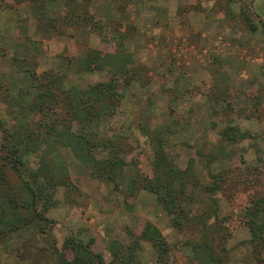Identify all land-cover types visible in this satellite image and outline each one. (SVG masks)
Returning a JSON list of instances; mask_svg holds the SVG:
<instances>
[{
	"label": "rangeland",
	"instance_id": "obj_1",
	"mask_svg": "<svg viewBox=\"0 0 264 264\" xmlns=\"http://www.w3.org/2000/svg\"><path fill=\"white\" fill-rule=\"evenodd\" d=\"M28 2L0 0L7 9L0 26L8 25L0 29V150L9 132L30 120L18 101L24 107L29 102L19 98L25 89L35 95L32 73H63L66 87L79 88L114 75L122 102L100 122L97 141L122 144L100 146L98 157H120L121 176L112 181L92 174L93 167L63 143L48 149L46 161L67 177L45 211L50 223L39 240L2 242L0 264H63L57 253L73 259L74 252L63 248L71 235L93 240V250L110 262L111 241L128 245L147 221L168 241L171 264H201V231L182 216V226L174 224L181 209L195 218L208 210L219 215L227 226L229 264H256L243 212L264 194V0H63V9L54 0L52 8L63 10L50 13L59 17L58 30L39 27L35 16L31 21ZM73 10L74 17H64ZM92 52L99 57L81 71L80 61ZM229 128L236 132L226 134ZM160 142L181 173L179 188L188 201L182 207L143 188L130 191L136 168L156 173ZM40 154L28 155L29 167H40ZM137 254L133 264H158L150 241L142 240Z\"/></svg>",
	"mask_w": 264,
	"mask_h": 264
},
{
	"label": "trees",
	"instance_id": "obj_2",
	"mask_svg": "<svg viewBox=\"0 0 264 264\" xmlns=\"http://www.w3.org/2000/svg\"><path fill=\"white\" fill-rule=\"evenodd\" d=\"M29 1L33 6L39 27L56 30L60 28L56 23L59 17L50 15L47 11L48 0ZM72 12L64 17L69 19L74 17V10ZM84 15L87 16L88 13L78 12L74 19L78 21L76 26L81 25L79 22L85 19ZM245 17L251 19L247 14ZM97 57H99L98 53H88L79 63L80 70H90ZM28 77L33 80L31 87H34L35 95L32 90L25 89L19 94V98L23 99L22 101L28 98L29 102H26L24 107L21 101H18V105L21 109L24 108L23 113L30 120H24L19 127L9 132V139L0 150V244L9 242L16 236L22 237L24 241H36L39 240V234L46 231L50 219L45 211L54 200L56 190L60 185L65 184L67 178L66 175L57 176L53 163L46 161L48 149L49 152H53L63 143L76 157L93 167L92 174L112 181L116 179L117 174L120 173L121 176L120 157L117 159L118 156L114 154L103 159L99 158L98 148L119 146L122 144V139L110 143L104 142L101 145L97 141L100 122L112 116L122 102L123 95L117 76L112 75L108 80L84 88L66 87L64 84L66 74L54 71L45 73L44 78H37L35 73ZM59 106L64 108L63 112L59 110ZM37 113L42 116L36 120L34 114ZM229 130H232L231 134L236 132L234 128H229L225 133L229 134ZM162 146L163 143L160 142L156 147V173L152 176L143 175L136 168V174L129 181L130 191L133 193L143 188L154 192L160 202L182 207L183 203L188 201L179 188L182 183L179 176L181 173L172 169V163L166 158ZM39 151L42 152L39 155L40 167L33 169L28 166V155ZM116 168L118 170L114 173ZM190 173L196 177L192 168ZM11 174L19 179V186L15 185ZM72 185L68 180V186ZM180 211L181 214L173 217L177 227L182 226L180 222L182 216L186 222H191L201 231L202 239L196 243L200 249L197 251L201 264H229L230 257L225 248L227 226L220 216L208 210L195 218L187 213L183 215L182 209ZM243 217L250 232L247 243L254 261L256 264H264V194L257 195L248 202ZM130 236L131 242L128 245L119 240L111 241L110 248L114 258L107 262L103 253L93 250V240L84 242L71 235L65 239L63 248L74 252L73 259L67 260L63 251H59L58 261H62L63 264H133L137 261V251L141 241L147 240L156 250L158 264H171L170 245L161 230L151 221L145 223L140 234L132 233Z\"/></svg>",
	"mask_w": 264,
	"mask_h": 264
},
{
	"label": "crops",
	"instance_id": "obj_3",
	"mask_svg": "<svg viewBox=\"0 0 264 264\" xmlns=\"http://www.w3.org/2000/svg\"><path fill=\"white\" fill-rule=\"evenodd\" d=\"M54 1V0H53ZM53 1L51 0V1H48V3H47V5H46V8H47V11L49 12V13H52V12H55V14L56 13H59V10L61 9L60 8V6L59 7H57V9H59V10H57V9H53L52 8V4H53ZM60 2H61V7H62V9L64 8V2H63V0H60ZM26 3V2H25ZM19 6H21V3H20V5ZM24 8H28V10L29 11H33V9H32V5H31V3H29L28 2V4L27 5H24ZM17 9V8H16ZM61 9V10H62ZM5 10H7L6 8H3L1 5H0V12H5ZM17 11H21V7H18V9H17ZM63 11V10H62ZM31 15H32V17H31ZM34 16L35 15H33V14H30V20L31 21H34ZM35 19H36V23H37V18H36V16H35ZM21 20V19H20ZM31 23V22H30ZM8 25H6V24H4V25H2V26H0V29H2L3 27H4V29L7 27ZM3 30V29H2ZM1 32H4V31H1ZM18 32V31H17ZM16 32V33H17ZM18 34V33H17Z\"/></svg>",
	"mask_w": 264,
	"mask_h": 264
}]
</instances>
